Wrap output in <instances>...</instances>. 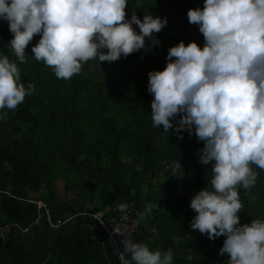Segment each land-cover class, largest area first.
<instances>
[{"label": "trees", "instance_id": "trees-1", "mask_svg": "<svg viewBox=\"0 0 264 264\" xmlns=\"http://www.w3.org/2000/svg\"><path fill=\"white\" fill-rule=\"evenodd\" d=\"M203 6L204 0H136L127 19L133 11L141 20L149 14L167 19L154 34L160 43L147 41V51L111 63L89 60L70 80L57 79L31 56L39 35L20 64L8 45V22L0 20V54L17 63L25 86L35 84L34 94L17 110H3L8 118L0 120V264H120L101 245L102 231L89 229L86 214L113 217L121 203L137 212L157 205L140 222L136 243L171 249L173 264H227L228 255L219 254L226 237L209 240L190 227L191 199L211 188V164L200 162L204 145L195 134L181 132V140L162 125L152 127L147 90L148 73L164 70L170 47L194 41L203 48V35L187 17ZM252 167L259 172L254 187H239L241 224L264 219V170ZM56 181L75 195L70 204L54 193Z\"/></svg>", "mask_w": 264, "mask_h": 264}, {"label": "clouds", "instance_id": "clouds-1", "mask_svg": "<svg viewBox=\"0 0 264 264\" xmlns=\"http://www.w3.org/2000/svg\"><path fill=\"white\" fill-rule=\"evenodd\" d=\"M127 5L128 0H0V20L8 22V45L20 64L39 35L31 56L57 79L70 80L89 60L111 63L147 51V41L160 43L154 34L167 19L149 14L141 20L133 11L129 20ZM187 17L204 46L180 41L168 49L164 70L148 73L152 127L162 125L181 140V132L195 134L204 145L200 162L211 164V188L191 199V229L209 240L226 237L219 254L228 255L227 264H264V219L241 224L238 216L244 207L239 187H254L259 172L253 165L264 170V0H204L203 9H189ZM34 92V83L21 82L17 63L0 54V120L8 118L3 110H17ZM175 167L182 168L179 162ZM154 207L146 204L134 223ZM128 208L121 203L116 210L126 215ZM120 235V264H173L171 249L152 251L133 243L130 232Z\"/></svg>", "mask_w": 264, "mask_h": 264}, {"label": "built area", "instance_id": "built-area-1", "mask_svg": "<svg viewBox=\"0 0 264 264\" xmlns=\"http://www.w3.org/2000/svg\"><path fill=\"white\" fill-rule=\"evenodd\" d=\"M37 209L44 208V205L37 201L35 202ZM136 213L137 210L134 208L132 203H129V208L127 210V214L118 212L113 217H103V213H95V214H86L88 218L92 219V226L89 229H93L94 226H97L104 235V240L101 241V245L106 246L109 254L114 259L118 260V252L122 251L121 240L124 239L123 236L120 235L122 232H130L132 237L134 234L138 236L141 234L140 223H134L136 221ZM48 221V217H47ZM135 236L138 240L139 238ZM134 238V239H135Z\"/></svg>", "mask_w": 264, "mask_h": 264}, {"label": "rangeland", "instance_id": "rangeland-1", "mask_svg": "<svg viewBox=\"0 0 264 264\" xmlns=\"http://www.w3.org/2000/svg\"><path fill=\"white\" fill-rule=\"evenodd\" d=\"M135 1L133 2V1L129 0L128 5H127V9L132 8V6L135 5ZM137 1H140V0H137ZM53 191L57 196H59L61 201H67L68 204H70L71 200H74V198H75V195L72 193V191H70V192L65 191L61 182H57V181L54 182ZM28 194H30V193H28ZM31 195L33 197L36 196V194H34V193Z\"/></svg>", "mask_w": 264, "mask_h": 264}, {"label": "water", "instance_id": "water-1", "mask_svg": "<svg viewBox=\"0 0 264 264\" xmlns=\"http://www.w3.org/2000/svg\"><path fill=\"white\" fill-rule=\"evenodd\" d=\"M6 190H7V191H10V190H11V185H10V184H8V185L6 186Z\"/></svg>", "mask_w": 264, "mask_h": 264}, {"label": "crops", "instance_id": "crops-1", "mask_svg": "<svg viewBox=\"0 0 264 264\" xmlns=\"http://www.w3.org/2000/svg\"><path fill=\"white\" fill-rule=\"evenodd\" d=\"M128 2H129V0H128ZM125 10H127V7H126ZM136 241H137L136 239H133V243H136Z\"/></svg>", "mask_w": 264, "mask_h": 264}]
</instances>
